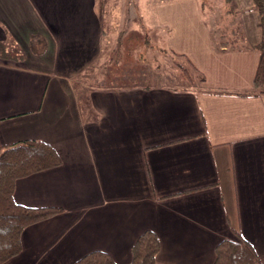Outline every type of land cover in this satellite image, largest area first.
Listing matches in <instances>:
<instances>
[{"label": "crops", "instance_id": "1", "mask_svg": "<svg viewBox=\"0 0 264 264\" xmlns=\"http://www.w3.org/2000/svg\"><path fill=\"white\" fill-rule=\"evenodd\" d=\"M212 1L146 0L144 20L129 3L126 19L103 21L97 0H0V145L40 140L62 161L16 181V204L61 212L25 229L3 264L94 251L129 264L145 231L155 264H213L223 240L264 264L260 18L253 0ZM149 29L183 84L152 79ZM182 62L204 83L186 85Z\"/></svg>", "mask_w": 264, "mask_h": 264}, {"label": "trees", "instance_id": "2", "mask_svg": "<svg viewBox=\"0 0 264 264\" xmlns=\"http://www.w3.org/2000/svg\"><path fill=\"white\" fill-rule=\"evenodd\" d=\"M260 18V40L255 47L258 66L253 80V96H264V0H253ZM34 38H32L33 41ZM31 49L37 53L34 43ZM2 49L0 47V53ZM180 78L186 85L199 86L203 75L190 74L175 63ZM80 105L84 99L80 98ZM58 153L49 144L40 140H26L0 145V264L17 256L21 251L20 237L28 227L49 219L61 212L56 208H28L16 204L13 198L17 180L47 171L61 165ZM160 250L159 240L151 231L143 232L131 247L129 264H155ZM257 257L251 246L242 241H221L215 248L213 264H256ZM73 264H115L111 257L100 251L91 252Z\"/></svg>", "mask_w": 264, "mask_h": 264}, {"label": "rangeland", "instance_id": "3", "mask_svg": "<svg viewBox=\"0 0 264 264\" xmlns=\"http://www.w3.org/2000/svg\"><path fill=\"white\" fill-rule=\"evenodd\" d=\"M117 5L115 6L116 0H97V9L98 14L102 18L103 21H107V19L111 18V15L118 14L122 15L120 19H126L129 15L128 6L129 3L132 4L134 9V13L137 14V18L144 20L145 18V4H148L146 0H117ZM202 8L210 4V6L216 5L218 2L212 0H199ZM204 4V5H203ZM220 7V6H219ZM205 9V8H204ZM136 10V11H135ZM212 12V11H210ZM204 13H208V11H204ZM216 12H214L215 14ZM219 14V21H222V25H226L224 21V17L227 16L224 14L223 10L218 12ZM117 16V15H116ZM228 18V17H226ZM113 19V18H112ZM149 35V44L147 45L145 57L148 61H153L155 63V70L152 74V79L156 81V78H160V82H164L168 85L176 86L181 85V83L176 74V68L173 66L171 61L166 60L163 56V51L159 48V35L149 29L147 31ZM224 34V32H223ZM230 45L231 44H227ZM158 48V49H157ZM182 67H186L184 62L181 63Z\"/></svg>", "mask_w": 264, "mask_h": 264}]
</instances>
